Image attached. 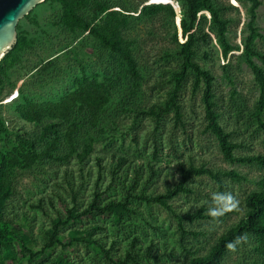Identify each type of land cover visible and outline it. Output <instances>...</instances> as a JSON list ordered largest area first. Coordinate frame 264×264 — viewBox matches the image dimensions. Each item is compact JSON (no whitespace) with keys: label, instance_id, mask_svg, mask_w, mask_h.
I'll list each match as a JSON object with an SVG mask.
<instances>
[{"label":"rangeland","instance_id":"1","mask_svg":"<svg viewBox=\"0 0 264 264\" xmlns=\"http://www.w3.org/2000/svg\"><path fill=\"white\" fill-rule=\"evenodd\" d=\"M100 1L107 3L111 10L123 9L127 19L123 37L137 65L136 83L124 70L125 65L102 50L88 33L71 32L61 26L59 4L45 0L16 26L17 37L25 39L26 45L14 66L6 68L0 95V120L11 131L2 136L4 151L17 146L15 132L23 135V130L25 134L36 131L14 112L15 106L24 100L59 102L85 76L105 85L108 103L97 124L81 116L77 118L74 138L78 145L92 144L88 159L81 162L70 158L62 162L42 156L30 168L18 170L13 177L14 195L5 216L17 217L16 222L28 233L30 247L39 252L46 243L45 233L51 221L59 215L66 218V211L74 206L80 212L96 195H99L96 198L99 205L103 206L112 200L122 201L128 192L148 197L165 195L180 181L179 164L203 167L219 175L222 187L206 175L192 176L186 185L190 192L167 200L166 207L130 200L135 215H129L127 229H120L109 217L95 216L71 223L60 233L66 236L73 228L99 225L90 241L100 243L104 249L110 247L116 260H124L125 253L134 244L142 264H180L206 254L220 235L238 223L244 215L246 196L264 190V169L256 164L224 160L216 138L204 131L202 84L195 87L190 72L178 96L184 128L175 122L172 110L162 115L160 112L158 125L148 113L149 109L156 107L154 110L158 112L159 107H164L175 86L173 75L179 70V45L183 42L179 28L183 0ZM216 1L222 8V18L228 21L225 39L233 50L224 60L215 28L211 30L212 26L206 25L204 33L210 42H199L202 49L199 51L207 57L198 53L194 61L215 76V110L220 124L238 145L233 153L264 157V132L253 117L259 91L243 59L244 44L251 29L264 37V0H258L260 5L254 20L248 0ZM148 5L169 6L174 16L167 9L153 16L139 15L142 7ZM86 14L94 17L91 10ZM253 45L257 52L264 54L263 40L256 37ZM252 60L264 72L261 61ZM63 126L66 128L67 123ZM119 155L127 157L122 166L117 165ZM97 159L101 160L100 164ZM152 166L159 172L151 173ZM229 172L237 177L225 174ZM226 190L235 195L239 207L214 221L206 215L211 193ZM200 209L205 218L195 221L187 218ZM0 250V264H51L60 254L61 246L57 244L48 250V259L36 260V263L29 262L14 244ZM262 252L258 242L249 237L236 252L228 251L221 264H262ZM65 257L75 264H108L96 246L81 241L68 247Z\"/></svg>","mask_w":264,"mask_h":264},{"label":"trees","instance_id":"2","mask_svg":"<svg viewBox=\"0 0 264 264\" xmlns=\"http://www.w3.org/2000/svg\"><path fill=\"white\" fill-rule=\"evenodd\" d=\"M49 1L59 4L61 7L59 19L61 26L71 32L88 33L102 50L108 51L117 57L125 65L124 70L133 79V82H137V65L127 41L123 37V30L127 25L123 9L121 11L111 10L112 8L107 3L100 0ZM248 1L252 4L250 12L252 20H254L255 11L260 4L258 0ZM143 3L145 1L141 2L140 5ZM163 9L169 10L171 15L174 16L171 7L160 5L143 6L139 15L153 16ZM87 10L94 12L93 18L87 16ZM99 15H103V17L99 18ZM180 16V37L183 42L179 45V70L173 75L175 86L164 107H159L158 112L154 110L156 107L149 109L148 113L155 117L158 125L160 123V112L162 115L172 110L175 122L184 128L185 125L181 115L178 96L184 86L183 83L186 80V75L190 72L193 76L194 86L197 87L199 84H202L201 102L206 122L204 131L210 132L216 138L219 151L224 160L229 163L256 164L264 169L263 156H237L233 153L238 145L231 140V135L220 124L219 115L215 110V76L194 61L198 53L207 57L205 53L199 51V49L202 50L199 42H210L209 36L204 33L206 25H211V30L215 28L216 39L221 46L224 60L227 59L228 53L233 50L225 39L228 21L222 18V8L217 4L216 0H183ZM98 18V22L93 24ZM256 37L264 41V37L256 33L254 29H251V35L246 39L244 44L243 59L251 70L259 91L258 99L254 105L253 117L264 132V121L262 120V116L264 115V72L252 60L253 58H257L264 65V54L257 52L254 48L253 42ZM25 45V39L17 37V42L13 49L0 61V95L6 80V68L14 66L18 61V54L24 49ZM107 103L108 91L105 85L95 80H89L85 76L78 79L75 90L67 94L59 102L42 103L24 100L23 104L15 106L14 112L21 121L33 125L36 131L25 134L23 130V135L15 132L14 139L17 142V146L9 151H4L2 148V136L11 131L0 120V249L14 244L20 249L22 255L25 254L29 262L36 263V260L42 262L47 260L49 257L48 250H52L59 244L61 252L51 264H75L68 261V258L65 257V252L74 242L81 241L87 245L96 246L108 264H142L140 262V253L134 249V244H131L132 246L125 253L124 260L119 261L112 257V249L110 247L104 249L100 243H92L90 238L92 233L99 228V225H91L88 229L73 228L68 231L66 236L60 233L63 229L70 226L71 223L80 222L82 218L88 219L95 216L102 218L109 217L117 227L127 229V226L130 224L127 221L129 215H135L133 207L129 205L130 200L155 203L166 207L167 200L172 199L180 193L190 192L189 187L186 185L192 176L206 175L215 181L219 187H222L219 175L212 170L193 165L184 166L183 164H179L180 181L177 186L165 195L148 197L144 194L135 195L128 192L122 201L112 200L104 206L99 205L98 199H96L99 198V195H96L95 200L86 209L78 212V209L74 206L66 211V218L59 215L56 219L52 220L50 228L45 233L46 243L44 248L39 252L33 251L29 245L28 233H25L16 222L17 217L9 218L5 216V211L8 209L11 198L14 195V174L18 170L30 168L42 156L62 162L70 158H78L81 162L88 159L93 149L92 144L88 142L84 145H78L77 140L74 138L78 126L77 118L81 116L84 120L97 124L100 115L104 113ZM65 123H67L66 128L63 126ZM156 146L155 143V148ZM117 160V165L122 166V164L126 163L127 157L119 155ZM97 161L98 164L101 163L100 159H97ZM150 170L153 174L159 172L153 166ZM225 174L237 177L233 172ZM202 213L203 209H200L195 214L188 215L187 218L190 221L205 218ZM244 233H247L249 237L258 242L261 248H263L262 253L264 254V190L252 192L246 196L243 217L237 224L220 235L206 254L193 257L180 264H221L228 254V250L225 248L226 243Z\"/></svg>","mask_w":264,"mask_h":264},{"label":"water","instance_id":"3","mask_svg":"<svg viewBox=\"0 0 264 264\" xmlns=\"http://www.w3.org/2000/svg\"><path fill=\"white\" fill-rule=\"evenodd\" d=\"M45 0H0V61L17 42L18 22Z\"/></svg>","mask_w":264,"mask_h":264},{"label":"clouds","instance_id":"4","mask_svg":"<svg viewBox=\"0 0 264 264\" xmlns=\"http://www.w3.org/2000/svg\"><path fill=\"white\" fill-rule=\"evenodd\" d=\"M239 201L231 191H214L211 193V201L209 203L206 215L214 221H218L229 212L237 210ZM249 236L247 233L236 236L233 240L226 243L225 248L229 252H236L238 246L247 243Z\"/></svg>","mask_w":264,"mask_h":264}]
</instances>
